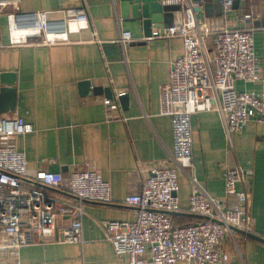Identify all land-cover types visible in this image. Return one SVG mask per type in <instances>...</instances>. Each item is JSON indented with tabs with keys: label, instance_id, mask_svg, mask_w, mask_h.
I'll return each mask as SVG.
<instances>
[{
	"label": "crops",
	"instance_id": "obj_1",
	"mask_svg": "<svg viewBox=\"0 0 264 264\" xmlns=\"http://www.w3.org/2000/svg\"><path fill=\"white\" fill-rule=\"evenodd\" d=\"M191 1L210 22L211 34L222 25L235 24L239 12L251 11L261 79L237 80L236 85L260 91L264 97V0H231L224 10V0ZM81 2L88 25L71 31V40L64 42L7 44V17L0 13V72L5 73L3 85L14 86L12 107L0 116L18 113L32 123L31 131L12 138V144L24 152L29 170L60 171L66 181L74 170L97 166L110 184L111 201L83 203V243L31 242L21 246L16 256L0 250V264H128L126 254L117 255L105 237L103 222L134 218L135 208L123 201L125 196L138 191L146 170L161 165L172 149L171 119L159 112V88L182 49L181 37L148 36L158 24L152 21L145 28L129 7L122 14L119 0H18L22 9ZM177 15L174 8L163 9V25ZM123 28L132 34L124 43L119 40ZM206 42L211 45L210 34ZM119 91L123 93L116 98ZM104 96L115 97V112L124 118L105 120ZM190 126L191 172L197 181L211 195L223 197L224 169L239 166L243 175L236 187L250 192L254 234L236 227L227 231L221 248L230 260L218 264H264V124L250 119L239 130L226 133L218 111L204 109L190 115ZM177 182L180 209L173 219L192 220L196 215L186 210L191 180L178 169ZM59 193L71 197L66 187ZM68 220L67 214L57 217L58 224ZM177 264L199 263L179 260Z\"/></svg>",
	"mask_w": 264,
	"mask_h": 264
},
{
	"label": "built area",
	"instance_id": "obj_2",
	"mask_svg": "<svg viewBox=\"0 0 264 264\" xmlns=\"http://www.w3.org/2000/svg\"><path fill=\"white\" fill-rule=\"evenodd\" d=\"M163 1L177 3L174 9L178 15L172 22L151 29L148 36L178 35L182 39V49L170 63L168 79L159 88V112L170 116L173 145L161 165L146 170L140 189L125 196L123 201L135 208L134 218L105 220V237L117 255L126 254L128 264H177L179 260L225 263L230 260L221 248L225 233L233 227L253 232L250 192L236 187L243 175L239 166L224 169L223 197L211 195L192 175L190 115L215 109L226 133L239 130L250 119L264 124L262 92L236 85L237 80L261 79L252 13L239 12L235 24L222 25L211 34L210 22L201 11L197 13L191 0ZM230 5L231 0H224L223 10ZM1 12L7 17V44L69 41L71 31L89 22L83 2L22 9L18 0H0ZM131 38L129 28L121 29V42ZM115 97L101 99L105 120L124 118L115 112ZM32 129V123L21 114L0 116V250L7 256H16L21 246L31 242L83 243V203L111 201L110 184L97 166L74 170L66 181L60 171L41 167L29 170L24 152L12 144V138ZM178 169L191 180L186 210L196 218L189 222L177 223L171 216L180 209ZM65 187L71 197L59 193ZM63 214L69 220L58 224L57 217Z\"/></svg>",
	"mask_w": 264,
	"mask_h": 264
},
{
	"label": "water",
	"instance_id": "obj_3",
	"mask_svg": "<svg viewBox=\"0 0 264 264\" xmlns=\"http://www.w3.org/2000/svg\"><path fill=\"white\" fill-rule=\"evenodd\" d=\"M119 4L122 14H125L127 7H129L131 9L132 16L140 18L145 28L148 29L152 21H155V23L158 24V26L163 25V20H162L163 9L176 8L178 6L177 3H172L167 1L165 2L163 0H119ZM4 74H5L4 72H0V112L5 111L7 107L11 108L13 103L12 95L14 92V86L8 84L3 85V80L5 76ZM10 96H11V101L8 100V97ZM7 103H9V106H6ZM175 212L176 211H172L171 213H175ZM236 229L242 230L240 228H236ZM245 233L252 235L254 234L253 232L250 231H245ZM258 237L263 238L262 236H258Z\"/></svg>",
	"mask_w": 264,
	"mask_h": 264
},
{
	"label": "trees",
	"instance_id": "obj_4",
	"mask_svg": "<svg viewBox=\"0 0 264 264\" xmlns=\"http://www.w3.org/2000/svg\"><path fill=\"white\" fill-rule=\"evenodd\" d=\"M171 216H172V218H173V214H171ZM196 218V217H195ZM194 218V219H195ZM194 219H192V220H188V221H184V222H189V221H193ZM174 220V219H173ZM174 222H176L175 220H174ZM177 223H180V222H177Z\"/></svg>",
	"mask_w": 264,
	"mask_h": 264
}]
</instances>
